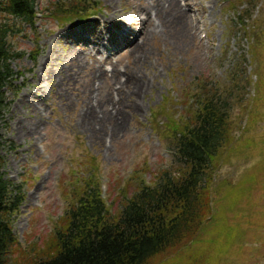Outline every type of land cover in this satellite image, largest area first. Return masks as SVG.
Returning <instances> with one entry per match:
<instances>
[{
	"label": "rangeland",
	"instance_id": "374dc122",
	"mask_svg": "<svg viewBox=\"0 0 264 264\" xmlns=\"http://www.w3.org/2000/svg\"><path fill=\"white\" fill-rule=\"evenodd\" d=\"M53 1L35 0L33 24L7 19L13 25L11 29H17L9 41L18 54L10 63L15 76L6 92L0 130L2 171L11 183L22 185L23 195L11 219L19 247L10 258H17L22 251L33 255L45 245L73 201L74 189L81 187L89 175L99 182L104 203L112 212L141 182L152 183L173 160L170 138L162 132L164 123L188 119L196 107L202 80L208 82L207 87L223 88L229 70L237 65L246 76L240 94L244 100L233 104L232 142L222 150L211 169V180L209 177L205 183L211 210L208 225L194 241L153 262L264 264V0H243L234 7L228 6L230 0H176L189 16V23L197 27L195 35L188 30L187 45L177 44V30L169 26L173 22L166 16L168 2L152 0L163 8L167 25L149 38L148 51L139 49V55L147 56L143 59L127 50L134 34L138 36L140 25L123 0H91L99 7L77 16H91L82 20L76 16L57 19L53 6L63 4L65 10L69 3L55 0L52 5ZM113 7L127 18L131 35L122 47L118 43L103 46L98 57L109 58L118 73L112 79L98 81L92 98L94 103L100 87L98 98L104 97L113 117L101 114L95 120L88 119V113L82 110L88 98L73 89L55 99L53 94L45 96L43 104L34 98L35 108L24 103V84L39 59L43 36L59 34L81 22L91 24ZM236 10L244 15L242 22L252 27L254 41L237 22ZM82 35L90 36L88 32ZM56 45H71L76 52L84 53L77 41L65 35ZM241 55H245V62ZM104 69L110 76L111 65L105 64ZM142 82L145 90L131 94ZM111 91L115 104L106 98L107 93L111 99ZM192 96L194 101L190 103Z\"/></svg>",
	"mask_w": 264,
	"mask_h": 264
},
{
	"label": "trees",
	"instance_id": "16d2710c",
	"mask_svg": "<svg viewBox=\"0 0 264 264\" xmlns=\"http://www.w3.org/2000/svg\"><path fill=\"white\" fill-rule=\"evenodd\" d=\"M59 1L69 5L65 10L63 4L53 6L57 19H83L87 16H77L99 7L97 1L91 0ZM242 1L230 0L228 6ZM36 7L35 0H0V130L6 92L14 77L10 63L18 54L9 41L17 29H11L13 25L7 19L13 17L33 24ZM236 13L240 27L254 41L252 27L242 22L244 15L240 10ZM241 58L246 61L245 55ZM227 77L223 88L207 87L208 82L202 80L196 107L188 119L164 123L162 132L170 138L173 160L152 183L141 182L112 212L104 203L99 182L89 175L81 187L74 189L73 201L45 245L33 255L22 251L15 259L10 256L19 244L11 219L23 201L22 185L11 183L4 176L0 132V264H156L153 260L157 257L194 241L208 225L211 214L205 183L212 177L211 169L222 150L232 142L233 104L244 100L240 94L241 86L247 83L246 76L234 65ZM189 99L190 103L194 101L193 96Z\"/></svg>",
	"mask_w": 264,
	"mask_h": 264
},
{
	"label": "bare ground",
	"instance_id": "6f19581e",
	"mask_svg": "<svg viewBox=\"0 0 264 264\" xmlns=\"http://www.w3.org/2000/svg\"><path fill=\"white\" fill-rule=\"evenodd\" d=\"M123 1L125 7L130 9L129 13L130 16H133L134 22L140 25L138 36L135 37L134 34V38L131 44H128L127 50L130 53L138 54L139 59L147 58L146 54L141 53L139 55V49L143 47L145 51H148L149 38L155 32L158 33L159 29L165 30L167 20L163 17V8L161 9L152 0L150 2L148 0ZM165 1L168 2L167 8L169 9L166 16L173 22L169 26L175 27L178 37H180L176 39L177 44L187 45L186 41L190 39L188 32L190 31L192 35H195L197 32L196 24L189 23V16L176 0ZM127 26V18L117 13L113 7L111 12L101 16L100 19L92 20L91 24L81 22L80 24L66 27L59 34L49 37L43 36L40 41L41 47L38 51L39 59L34 64L31 78L24 84L25 90L22 96L24 103H28L29 106L35 108L34 98L41 99L40 103L43 104V100L46 99L45 96L50 97V94H53L55 99L64 91L66 93L73 89L77 90L79 95L87 96L88 102L82 110L88 113V119L95 120L101 114V117L112 118L111 112L105 107L104 97L98 98L100 87L97 90L98 96L94 99V103L92 102L97 82L105 78L112 79L118 73L117 67L111 63L109 58H100L98 55L101 54L104 45L114 44L117 46L119 44L120 47L124 46V43H127V39L131 35V28L127 29ZM82 32H88L90 36L83 37ZM63 35L71 37L73 41H77L84 53L76 52L71 45L57 46L56 43H59ZM45 37L46 39H44ZM105 64L111 65L110 76L104 69ZM75 85L77 87L73 88ZM145 87V83L142 82L139 85L137 84L130 93L138 95L145 90ZM121 88L123 87L121 86ZM121 88L117 90V93ZM112 93L111 91V99L107 93L106 98H108L110 103L115 104L116 101ZM123 93L124 90L120 94ZM138 109H140L139 106H137ZM22 132L25 133V129L22 128Z\"/></svg>",
	"mask_w": 264,
	"mask_h": 264
}]
</instances>
